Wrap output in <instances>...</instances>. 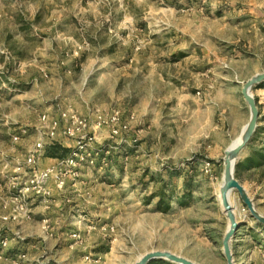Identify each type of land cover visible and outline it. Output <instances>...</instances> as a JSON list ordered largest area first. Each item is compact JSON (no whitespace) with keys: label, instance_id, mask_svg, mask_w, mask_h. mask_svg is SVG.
<instances>
[{"label":"rangeland","instance_id":"1","mask_svg":"<svg viewBox=\"0 0 264 264\" xmlns=\"http://www.w3.org/2000/svg\"><path fill=\"white\" fill-rule=\"evenodd\" d=\"M262 72L264 0H0V149L29 150L43 114L117 111L128 125L112 136L91 123L94 162L53 173L47 193L19 196L32 174L29 151L13 168L3 163L11 169L5 190L0 181V264H135L152 251L227 264L225 151L249 120L241 88ZM252 95L258 134L240 151L235 177L264 216V164L243 163L264 148V89ZM163 182L173 189L167 210L152 197ZM230 201L243 224L234 264H264V225L238 193Z\"/></svg>","mask_w":264,"mask_h":264},{"label":"built area","instance_id":"2","mask_svg":"<svg viewBox=\"0 0 264 264\" xmlns=\"http://www.w3.org/2000/svg\"><path fill=\"white\" fill-rule=\"evenodd\" d=\"M40 119L41 125L37 129L39 138L35 141L34 145L28 150V155L25 162L32 168L30 177L26 180L25 186L19 190V196H23L24 190L45 191L47 182L53 173L60 174L64 172V176L71 174V171L63 168H75L77 162L85 160V158L92 164L95 160V156L98 155L97 147H94V138L86 131L90 127L91 123L96 124L97 127L107 126L111 129V135L116 136L119 133H124L128 125L120 122L119 112H112L111 114L102 115L101 113L94 112L90 118L83 117L75 112H61L58 118L50 117L47 114H43ZM24 134L26 130L22 131ZM59 134L68 138L76 139V144L71 149L66 157L59 160L55 166L45 169L37 168V162L40 156L43 154L44 149V136L51 141L54 140ZM20 135H13V139L19 140ZM108 150L106 153L108 154ZM64 170V171H62ZM70 176V175H69ZM72 176V175H71ZM63 182V179H62ZM61 182V184H62ZM3 245L6 244L2 241Z\"/></svg>","mask_w":264,"mask_h":264},{"label":"water","instance_id":"3","mask_svg":"<svg viewBox=\"0 0 264 264\" xmlns=\"http://www.w3.org/2000/svg\"><path fill=\"white\" fill-rule=\"evenodd\" d=\"M263 81L264 72L255 74L243 84L241 88V94L249 107V120L239 137L240 142H238V144L233 147H229L225 151L223 172L224 175L219 190V198L221 208H223L222 211L225 214L229 225L222 240V254L225 256L227 264H234L231 245L237 234V231L243 225L242 222H239V220L237 219L234 211L235 208L231 204V194L234 192L238 193L242 203L247 207V209H249L248 211L251 217L264 225V216L257 212L253 201L247 194L248 192H246L242 184L236 179V175H234V169L236 161L238 159V155L240 151L249 143L253 134L255 133L256 127L258 126L257 122L259 116V108L257 106L256 99L252 95V90ZM156 260H165L174 264H196L190 261L188 258L186 259L185 257L178 256L168 251L148 252L143 255L135 264H148Z\"/></svg>","mask_w":264,"mask_h":264},{"label":"crops","instance_id":"4","mask_svg":"<svg viewBox=\"0 0 264 264\" xmlns=\"http://www.w3.org/2000/svg\"><path fill=\"white\" fill-rule=\"evenodd\" d=\"M176 122H178V121H176ZM177 126L178 125L174 121H172L171 128L169 126V127H167V130H170L171 129V131L173 132L175 130V127H177ZM167 130H166L165 136H168V131ZM176 132H177V128H176ZM54 141H55V143L60 144L61 146L67 147L69 149H71L74 146V144H75L74 141H73V139L68 138V137H64L61 134H59ZM45 143H46V146L44 148L43 155L39 157L38 163H37V165H38V167L40 169H45V168H48V167H53L58 162V158L57 157L47 156L46 151H47V148L49 147V142H47L45 140ZM170 145H172V144H170ZM26 152H28V149H0V181H2L1 182V185L3 186L2 187V190H5L6 189V185H5L6 183L4 181V178L2 177L3 176L2 174H6V172H7L6 170H10L11 168H13L12 166H13L14 163L23 162L24 161V157L26 155ZM3 163H4V165L5 164L7 165V163H9V165H10L11 168L10 169H3ZM167 174L169 175V172ZM170 174L173 175V171ZM155 175L156 174H153L152 173V176H155ZM105 180H107V182H109V183H111V182L114 181L112 179L111 180L105 179ZM50 185H51L50 187H51L52 196L55 197V199L59 198L58 197L59 196V191L57 190L56 185H54L52 182L50 183ZM67 185L70 186V181L69 180L67 181ZM167 194H168V192H167ZM156 197L157 196H155L153 198H156ZM94 199H95V197H94ZM120 199H121L120 195H117V200L116 199L110 200L109 201V204H107V207L109 208L111 206L110 203H113L115 201L118 202ZM101 200H105V199H101ZM179 201H182L183 202L184 201L183 197H179L178 199H176L175 202L181 204L182 202L180 203ZM104 202H106V201H104ZM171 202H173V201H171ZM57 203H59V201ZM2 214L3 213L0 210V217L2 216ZM46 214L47 215H49V214L51 215V212L50 211H47ZM239 230L237 231V234H238Z\"/></svg>","mask_w":264,"mask_h":264},{"label":"trees","instance_id":"5","mask_svg":"<svg viewBox=\"0 0 264 264\" xmlns=\"http://www.w3.org/2000/svg\"><path fill=\"white\" fill-rule=\"evenodd\" d=\"M255 89L257 88H262L264 89V81L262 83H260L259 85H257L256 87H254ZM257 99V98H255ZM257 101V100H256ZM258 134V132L256 131L254 133V135L252 136L250 142L254 139V136H256ZM253 143V142H251ZM71 149L67 148V147H63L61 146L60 144H57V143H53L52 145H49V147L47 148V151H46V154L47 156H50V157H57V158H64L66 157L70 152ZM244 164H246L248 167V169L252 168V167H260L261 165L264 164V148L263 149H259L257 151H253L250 153V155L244 160L243 162ZM241 167V163L236 161V164H235V169H234V175H236L237 171H239ZM163 186L162 188L159 189L158 193H153V197L157 196L159 199H158V203H157V207L158 209H162L161 207V204H164V209H169V202L165 201V197H167L168 199L171 198L170 195H168L173 189H170V187H168V184L167 183H164L163 182ZM185 190L186 191H189V185L188 184H185ZM168 192V194H167ZM183 199L184 200H187L188 199V194H183ZM180 203L182 201H179ZM183 203V202H182ZM181 203V204H182ZM163 210V209H162ZM153 262L155 261H152L148 264H153ZM161 264H174V263H171V262H168V261H165V260H162Z\"/></svg>","mask_w":264,"mask_h":264},{"label":"bare ground","instance_id":"6","mask_svg":"<svg viewBox=\"0 0 264 264\" xmlns=\"http://www.w3.org/2000/svg\"><path fill=\"white\" fill-rule=\"evenodd\" d=\"M238 142H240L239 140H238ZM238 142H236L235 144H238ZM235 146V145H234Z\"/></svg>","mask_w":264,"mask_h":264}]
</instances>
